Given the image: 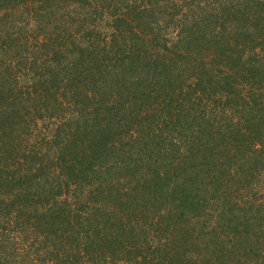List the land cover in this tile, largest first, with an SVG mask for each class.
Returning <instances> with one entry per match:
<instances>
[{"label":"trees","instance_id":"obj_1","mask_svg":"<svg viewBox=\"0 0 264 264\" xmlns=\"http://www.w3.org/2000/svg\"><path fill=\"white\" fill-rule=\"evenodd\" d=\"M0 264H264V0H0Z\"/></svg>","mask_w":264,"mask_h":264}]
</instances>
